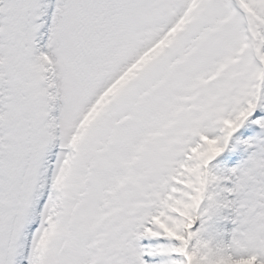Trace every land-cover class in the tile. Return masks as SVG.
Segmentation results:
<instances>
[{
	"label": "snow or ice",
	"instance_id": "snow-or-ice-1",
	"mask_svg": "<svg viewBox=\"0 0 264 264\" xmlns=\"http://www.w3.org/2000/svg\"><path fill=\"white\" fill-rule=\"evenodd\" d=\"M0 264H264V0H0Z\"/></svg>",
	"mask_w": 264,
	"mask_h": 264
}]
</instances>
